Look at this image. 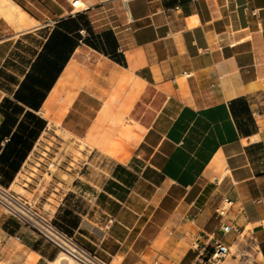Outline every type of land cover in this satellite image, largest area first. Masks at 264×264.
Returning a JSON list of instances; mask_svg holds the SVG:
<instances>
[{"label": "crops", "instance_id": "obj_1", "mask_svg": "<svg viewBox=\"0 0 264 264\" xmlns=\"http://www.w3.org/2000/svg\"><path fill=\"white\" fill-rule=\"evenodd\" d=\"M76 7L0 0V104L52 32L47 51L68 54L37 110L18 101L45 126L8 185L113 264H205L215 241L230 248L220 264H264V0ZM71 139L90 163L106 159L105 176L67 164ZM224 197L232 205L219 216ZM58 253L0 208V264H51Z\"/></svg>", "mask_w": 264, "mask_h": 264}, {"label": "trees", "instance_id": "obj_2", "mask_svg": "<svg viewBox=\"0 0 264 264\" xmlns=\"http://www.w3.org/2000/svg\"><path fill=\"white\" fill-rule=\"evenodd\" d=\"M52 37L53 32L44 44L43 50L32 62L31 68L26 73L19 88L15 91L14 100L4 98L0 104V112L4 116L0 124V142L8 136L0 151V182L5 186L8 185L9 180L13 179L33 141L36 140L45 126V120L42 117L33 110H25L18 101L37 110L45 91L52 84L63 62L68 57V54L58 53V50L53 51L50 49V51H47ZM47 52L49 55H47ZM22 112H24V116L18 121V115ZM14 124H16V128L12 130ZM53 223L72 235L54 221Z\"/></svg>", "mask_w": 264, "mask_h": 264}, {"label": "built area", "instance_id": "obj_3", "mask_svg": "<svg viewBox=\"0 0 264 264\" xmlns=\"http://www.w3.org/2000/svg\"><path fill=\"white\" fill-rule=\"evenodd\" d=\"M71 4L73 8H77L76 0H71ZM231 205L232 200L228 197H224L220 205L216 208V213L219 216H224ZM0 208L4 213L12 215L29 225L39 235L52 242L58 248V251L66 253L77 264H113L100 257L95 252L87 249L79 243L73 235L57 227L50 218H47L38 211L32 203L21 194L16 193L1 182ZM221 229L224 232L235 230L239 235L247 237V235L243 234L245 230L243 227L237 228L228 223H224ZM248 239L250 240L251 236H248ZM229 252L230 248L226 243L215 241L209 256L206 258L205 264H220L221 261L227 257Z\"/></svg>", "mask_w": 264, "mask_h": 264}, {"label": "rangeland", "instance_id": "obj_4", "mask_svg": "<svg viewBox=\"0 0 264 264\" xmlns=\"http://www.w3.org/2000/svg\"><path fill=\"white\" fill-rule=\"evenodd\" d=\"M56 135H58L60 132L58 130L55 131ZM64 139H68L67 136L64 135ZM55 144H59L57 141V137H51L50 142H48L49 149L54 147ZM64 146V143L62 144ZM74 146V147H73ZM67 150L66 159L72 160L73 162L69 161L67 164L71 167H75V162H78V165H80V169L87 175V178L90 179V174L93 173V176H96L97 173L99 175L105 176L109 169V165L104 157H99L96 161L90 163V160L88 159L86 147L84 145V142L77 139H71L67 142V145L64 146ZM71 151V152H69ZM72 155L71 159L68 157L69 155ZM62 158V156L60 157ZM65 158H62V161H64ZM55 160H59L55 158ZM54 160V161H55ZM81 160V162H80ZM6 187H9L11 190L15 191L18 194H23L24 191L17 185H7ZM33 205V204H32ZM34 206V205H33ZM35 207V206H34ZM36 208V207H35ZM37 209V208H36ZM38 210V209H37ZM243 234L250 236V234L247 232V230H244ZM61 252V251H58ZM247 257H250L249 254H247ZM61 264H66V260L63 259ZM77 264V263H76ZM242 264H250L249 258H244Z\"/></svg>", "mask_w": 264, "mask_h": 264}, {"label": "bare ground", "instance_id": "obj_5", "mask_svg": "<svg viewBox=\"0 0 264 264\" xmlns=\"http://www.w3.org/2000/svg\"><path fill=\"white\" fill-rule=\"evenodd\" d=\"M63 259L66 260V264H76V262L63 251L58 253L57 257L51 264H61Z\"/></svg>", "mask_w": 264, "mask_h": 264}]
</instances>
